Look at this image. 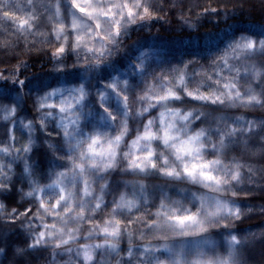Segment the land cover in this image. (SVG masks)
<instances>
[{
  "label": "snow or ice",
  "instance_id": "snow-or-ice-1",
  "mask_svg": "<svg viewBox=\"0 0 264 264\" xmlns=\"http://www.w3.org/2000/svg\"><path fill=\"white\" fill-rule=\"evenodd\" d=\"M179 3L27 0L17 9L8 0L0 6V23L14 26L16 37L0 41V50L12 51L23 37L26 48L35 43L53 48L50 63L57 76H67L73 56V67L81 69L77 80L55 84L36 74L20 79L28 68L23 61L8 75L0 73V127L7 137L0 141V196L13 194L22 165L20 202L7 213L0 203V220L19 222L26 234L24 247L0 237V256L12 249V264H32L33 251L50 248L51 264L57 256L68 257L64 264H113V258L114 264H247L242 250L256 234L241 235L233 225L245 215L239 200L245 180L254 184L264 177L228 151L237 144L246 149L258 136L257 150L264 153V120L228 112L264 107V65L246 63L264 56V25L226 33L223 47L209 50L207 67L195 69L196 61L159 57L142 36L132 39L134 31H150ZM41 9L52 24L54 44L48 32L37 30ZM190 13L191 7L188 16L180 7L181 28L194 27ZM211 15L219 20L220 8L204 7L197 18ZM223 16L231 18L227 9ZM38 36L45 38L37 41ZM125 40L136 54L126 55L121 67L112 58L127 52ZM105 69L107 77L98 78ZM25 97L35 117L20 116ZM133 120L135 135L128 140ZM116 170L140 179L113 187L107 177ZM153 176L164 183H146ZM104 209L102 222H96Z\"/></svg>",
  "mask_w": 264,
  "mask_h": 264
},
{
  "label": "rangeland",
  "instance_id": "rangeland-1",
  "mask_svg": "<svg viewBox=\"0 0 264 264\" xmlns=\"http://www.w3.org/2000/svg\"><path fill=\"white\" fill-rule=\"evenodd\" d=\"M8 0H0V6H3L5 3H7ZM12 4L19 9L21 6H24L27 4V0H11ZM41 0H37V3H40ZM44 3H47L48 0H43ZM162 2V0H155V3L159 5ZM172 0H168V3H171ZM183 7L184 13L186 16L189 15V8L191 7V19L197 16L198 13H196L199 10L200 4L197 0H180V3L177 5V8L174 9L176 17H180V7ZM238 7V5H237ZM165 11H168L167 5H165ZM230 10V9H228ZM18 15H23L22 11L17 12ZM161 16H164V12L160 13ZM170 15V13H168ZM167 15V16H168ZM171 17L173 14L170 15ZM189 16V17H190ZM41 19L39 20L38 23V28L37 30L40 32H48L49 36L48 39L50 43L54 44L55 43V38L51 36V27L52 24L47 20V14L44 13L43 9H41ZM165 17V16H164ZM14 31V26L11 24L5 25L3 23H0V41H3L4 39H9L13 40L14 42L16 41V37L13 36L11 33ZM45 37L44 36H38L36 37V40H43ZM225 36L222 37L221 41H219V44L212 48L209 49L213 53L216 51L217 47H223V41H224ZM29 41L33 40V37L28 38ZM18 44H23L24 43V38L20 37L19 41L16 42V45ZM40 43H35L31 44L30 46L36 47ZM44 45V44H40ZM45 47L48 46L52 48L49 45H44ZM16 48V47H15ZM209 50L208 51H198L197 53H194L193 56L190 55H184L181 53H176V52H170V51H161V50H156L157 53L159 54V57L162 58H168L172 59L174 62L177 60H193L196 61L197 63H194L192 65V68L199 69L200 66H205L207 67L209 63ZM1 52H6L2 51ZM10 51L6 52L9 53ZM83 58V56H81ZM117 65H120L121 67L124 66L125 61L119 60L118 62H115ZM246 63H256L257 66L264 65V56L257 55L253 57L250 61H246ZM243 70V69H242ZM81 71V70H80ZM80 71H74L73 73L64 76V77H48V75L45 76L44 81L45 83L51 82L53 84L56 83V80L59 79L62 82L67 79V80H72L75 81L79 78V73ZM191 71V69H190ZM108 75V71L105 69L102 73H100L99 77L100 79L106 78ZM199 79V77L197 78ZM251 81V78L249 77L246 80H241V85L242 87L246 86L247 83ZM102 87V84L97 85ZM194 86V83L193 85ZM93 92H95V89H93ZM28 105H29V110L33 112V116L35 117L37 114L33 108L32 101L27 98ZM180 106V105H177ZM192 106L191 104L185 105V107H190ZM30 112V113H31ZM229 115H243L246 119L252 120L255 119L257 121L264 120V107L261 108H251V109H232L229 110L228 112ZM152 116L156 115V111H153L151 113ZM20 116H28V117H33L32 115L30 116L25 110L20 112ZM144 120L148 119V116H145L143 118ZM137 121H130V127L132 128L131 134L128 136V140H130L134 135H135V127H136ZM3 132V133H2ZM6 128L5 127H0V141L5 140L7 137L5 135ZM17 135V146L23 143V138L20 136L19 131L16 133ZM41 138H43V134H40ZM260 144V139L258 136H253L249 140V147L244 148L241 144H237L234 148H231L228 151V156L231 157L235 155L236 157L251 163L254 165L256 168L259 176L264 177V153H260L257 150L258 145ZM33 161H36L38 159L37 155H33L32 157ZM40 164L42 167H47V162L44 160L40 161ZM22 170V165L17 166L16 168V176H14V189L13 191L16 192L17 195V201L16 205L14 207H17V204L20 202V192L19 190L22 187V183L20 181L19 174ZM247 170H245V176H247ZM107 179H110L113 182V187L122 180H133V179H140L139 177H133L131 175H123L119 172V170H116L113 172ZM26 184V181L24 182ZM146 183L149 185L152 184H157L161 183L163 184L164 182L161 181L158 177H149L146 180ZM167 187V185H165ZM97 189L99 188V183L96 185ZM176 187H185V185H177ZM24 190L26 191L27 188L25 187ZM195 190V189H193ZM128 191L131 192V187L128 188ZM3 196H0V203H3L2 200ZM113 199L112 196V191L111 189L109 190L108 194L105 197L106 202L109 204V207L111 206V201ZM239 200L245 205V215L244 217L240 220L237 221L233 227L236 228L241 235H249L250 233H255V238L252 239L250 238L249 243L247 246L242 250V255L247 262V264H264V243L261 242V233L264 232V182H258V183H250L247 179L245 180L244 184V191L241 192L239 196ZM5 205V204H4ZM13 207V208H14ZM6 208V213L10 212L12 208L7 207ZM108 211V209H104L101 213H99L96 217V222L101 223L104 214ZM89 227L88 224H84L83 228L86 231L87 228ZM83 235V232L81 233ZM8 236L9 241L15 245H19L20 247H24L26 243V234L23 232L21 229V225L19 222H17L15 225H12L8 223L5 220H0V237ZM215 239V238H214ZM30 242V241H27ZM81 243L84 241L81 240ZM136 243H140V241H136ZM217 244H219V240H217ZM77 245H72V247H76ZM122 247H127V239L125 238L122 241ZM0 247H3V245H0ZM51 255H52V250L49 248L46 251H33L30 255V260L32 264H51ZM74 255V254H73ZM16 258L12 254V249L8 250V255L7 257L0 256V260L4 261V264H12L13 260ZM67 256H57L56 257V264H64V261L67 260ZM101 256H97V260H100ZM113 264H114V258H113Z\"/></svg>",
  "mask_w": 264,
  "mask_h": 264
},
{
  "label": "trees",
  "instance_id": "trees-1",
  "mask_svg": "<svg viewBox=\"0 0 264 264\" xmlns=\"http://www.w3.org/2000/svg\"><path fill=\"white\" fill-rule=\"evenodd\" d=\"M200 4L199 10L196 13H200L204 7H218L221 10V18L214 15L211 16H195L191 19L194 27L192 29L181 28L180 17H176L175 11H169L173 14L165 16L163 20L157 21L153 24L151 30L145 28L142 30L134 31L132 39H135L137 35L142 36V42L153 46L155 50L178 52L184 55L193 56L198 51H208L216 47L221 41L222 37L226 33H230L233 29H255L258 30L260 25H264V0H197ZM238 5V7H237ZM225 9L228 10L230 19L223 16ZM227 19V23L231 27H226L224 20ZM131 40H125L122 47L127 48V52L121 55L113 57L114 62L119 60L125 61L126 55H135L136 53L131 49ZM53 48L44 45H37L36 47L30 46L28 48L23 44L16 45L9 53L0 51V73L8 75L19 61L26 62L28 68L23 69L20 79H24L25 76L31 77L33 74L45 78L56 77L61 78L64 76H57L52 69L50 63L51 51ZM83 58L81 57V62ZM75 65V57H71L68 60V74L74 71H80L81 69L73 67ZM3 81H0L2 84ZM11 80H9V85ZM2 90V89H0ZM27 97L24 100V110L31 116L33 112L29 110ZM31 112V113H30ZM34 117V116H33ZM3 133V132H2ZM4 204L7 207L13 208L16 205L17 195L13 191L7 199L2 198Z\"/></svg>",
  "mask_w": 264,
  "mask_h": 264
}]
</instances>
